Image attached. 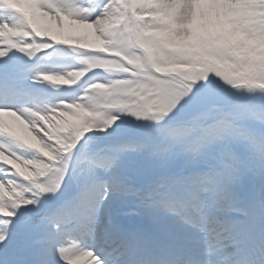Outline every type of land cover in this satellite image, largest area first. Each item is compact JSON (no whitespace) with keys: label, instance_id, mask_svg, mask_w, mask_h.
<instances>
[{"label":"snow or ice","instance_id":"obj_1","mask_svg":"<svg viewBox=\"0 0 264 264\" xmlns=\"http://www.w3.org/2000/svg\"><path fill=\"white\" fill-rule=\"evenodd\" d=\"M0 264H264V0H0Z\"/></svg>","mask_w":264,"mask_h":264}]
</instances>
